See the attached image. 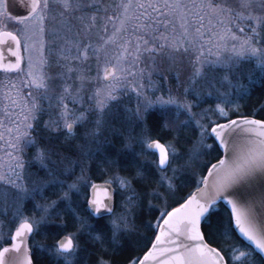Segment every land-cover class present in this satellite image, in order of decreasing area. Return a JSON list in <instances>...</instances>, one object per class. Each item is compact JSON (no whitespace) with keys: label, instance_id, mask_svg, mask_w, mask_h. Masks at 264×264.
Instances as JSON below:
<instances>
[{"label":"snow or ice","instance_id":"1","mask_svg":"<svg viewBox=\"0 0 264 264\" xmlns=\"http://www.w3.org/2000/svg\"><path fill=\"white\" fill-rule=\"evenodd\" d=\"M19 3L0 0V264H117L145 207L124 264H264V103L238 114L256 68L264 92V0Z\"/></svg>","mask_w":264,"mask_h":264},{"label":"trees","instance_id":"2","mask_svg":"<svg viewBox=\"0 0 264 264\" xmlns=\"http://www.w3.org/2000/svg\"><path fill=\"white\" fill-rule=\"evenodd\" d=\"M259 76H260V73L256 71L257 79H256L255 86H256L257 90L252 95L247 96L243 100L240 101L241 107L239 109V113L238 114L250 113V112L254 111L255 108L259 107V105L261 103H264V92H262L260 90L262 86H261L260 81H259ZM217 103H219V101H217L214 97L213 98H207L206 103L201 104L200 107L204 108L205 105L207 107L210 106V105L211 106H215V104H217ZM198 110L199 109H197V111ZM196 134H198V132L194 133L193 134V139L192 140H188L186 142V144L190 145L193 142V140L195 139V135ZM72 143L75 144L76 142L72 141ZM73 155L75 156L76 153L74 152ZM104 167L105 166L100 164V162L97 161V160H92L91 161V167H90L89 170H90V172H91V174L93 176V179L99 178L100 180H103V179H106L108 177V173L103 171ZM127 171L131 172V171H133V168L131 166H128L127 167ZM75 174H76V170H75ZM134 183H135V181H134ZM196 186L197 185L191 179H189L188 183L183 186L182 192L186 193L189 190L194 189ZM58 194H59L58 191H56L55 193H52V191H51V192H49V197L54 198ZM77 199L78 200H83L84 197H83V195H81ZM120 199L121 198L119 196L116 197V209H117V211H122V209L120 208ZM82 214L87 215V213H82ZM226 214L227 213H226V211H224L223 205H221L220 215L226 216ZM157 215H158V213L150 212L146 207L141 209V210H139V212L137 214V217H136V224L139 226L138 227V234H133L132 237H131V241L130 242H126V247L116 254L115 260H116L117 264H124L125 258L129 255V247H130L132 242H134V243H136L138 245L137 248H136V251L146 250V249H144L143 247H141L139 245H142L143 243L146 242L144 240V234L147 233V235L151 236L152 232L144 226V221L148 220L150 217L154 219V217L157 216ZM54 219L59 221L61 219V217H55ZM68 219L71 222V218L68 217ZM104 219L107 220L108 217H104ZM71 230H73V229L69 228V231H71ZM39 239L44 241V243H46V244H47V240H49V239L46 240L43 236H40ZM216 240H217L218 244H224V245L232 244L234 242H236V243L243 242L237 236L234 237V238H227V237H224V236L220 235L219 233L216 236ZM52 242H53V240H52ZM106 258H109V257H106ZM92 259L95 260L96 257L93 256Z\"/></svg>","mask_w":264,"mask_h":264},{"label":"rangeland","instance_id":"3","mask_svg":"<svg viewBox=\"0 0 264 264\" xmlns=\"http://www.w3.org/2000/svg\"><path fill=\"white\" fill-rule=\"evenodd\" d=\"M253 66H255V60H251V61L246 62V67H253ZM89 67H90V74L94 76V75H95V64L93 63V64L90 65ZM255 71L259 72V69L256 68ZM259 73H260V72H259ZM153 79L155 80V79H157V78H156V77H153ZM92 83H95V82L93 81ZM172 83L175 85V84H176V81L173 80ZM145 85L148 87L149 95H152L153 88L149 85V82H148L147 80L145 81ZM163 87H165V88L167 87V81H165ZM156 94L158 95L159 93H156ZM189 98L192 99V98H194V97H189ZM122 102L125 103V104H128L129 106H134V105L136 104V102H137V96H136L135 91L132 90V89H127V90L124 92L123 96H122ZM206 107H207V106L205 105L204 108H206ZM80 110H81V111L83 110V106H80ZM43 119H44V120H47V119H48L47 114H45V115L43 116ZM79 131H81V132L83 131V126H80ZM75 142L78 143L79 141L77 140V141H75ZM116 142H117V145L120 144V140H119V138H116ZM72 154H74V152H73ZM75 170H76V175H79V168H76ZM74 178H75L74 176H72V177H68V179H74ZM49 192H51V191H49ZM49 192L47 193L48 196H49ZM58 192H59V191H58ZM52 193H53V192H52ZM58 195H60V192H59ZM58 195H56V196H58ZM56 196H55V197H56ZM55 197H54V198H55ZM54 198H53V199H54ZM26 207H27V208H31L32 205H31V204H27ZM5 219H7V218L5 217ZM46 231H47V230H45V232H46ZM45 232L38 233V234H37L38 236H37V235L34 236V237H33V242L35 243V242L38 241L40 244H46V243H44V241H42V240L39 239L40 236H43L46 240L49 239V240H47V244L52 243L53 235H52L51 233H49V234L46 235ZM90 247H92V246L90 245ZM40 255L49 256V255H46L43 251H39V250H38V251H37V256H40ZM49 258H50V259H47L48 261H52V260H53V262H54V259H53L51 256H49ZM51 258H52V259H51ZM39 260L42 261V258L39 257ZM44 260H46V258H44ZM45 262H46V261H45ZM46 263H47V262H46ZM53 264H54V263H53Z\"/></svg>","mask_w":264,"mask_h":264},{"label":"water","instance_id":"4","mask_svg":"<svg viewBox=\"0 0 264 264\" xmlns=\"http://www.w3.org/2000/svg\"><path fill=\"white\" fill-rule=\"evenodd\" d=\"M15 11H16V14H23L25 12V9H24L23 5L19 3V0H16ZM221 151H222V149H221ZM257 191H258V186H257ZM89 192H90V190H89ZM220 203H221V205L224 206V202L223 201L220 202ZM237 237L243 241V238L241 236H237ZM243 242H246V241H243Z\"/></svg>","mask_w":264,"mask_h":264},{"label":"flooded vegetation","instance_id":"5","mask_svg":"<svg viewBox=\"0 0 264 264\" xmlns=\"http://www.w3.org/2000/svg\"><path fill=\"white\" fill-rule=\"evenodd\" d=\"M39 257L42 258L41 264H53V263L55 264V261L53 262V260H52V261H48V260H47V259H50L49 256H45V255L37 256V258H39ZM44 258H46V260H44ZM51 259H52V258H51ZM45 261H46L47 263H46Z\"/></svg>","mask_w":264,"mask_h":264}]
</instances>
